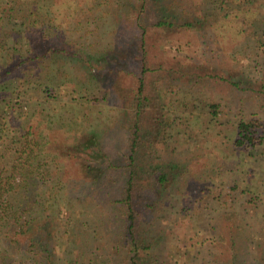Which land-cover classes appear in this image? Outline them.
Wrapping results in <instances>:
<instances>
[{
    "label": "trees",
    "instance_id": "trees-1",
    "mask_svg": "<svg viewBox=\"0 0 264 264\" xmlns=\"http://www.w3.org/2000/svg\"><path fill=\"white\" fill-rule=\"evenodd\" d=\"M69 1L76 41L66 38V17L57 22L66 0H0V264H179L174 246L201 231L194 224L180 231V218L190 224L204 217L201 205H209L212 180L175 155L165 157L175 133L164 100L155 123L145 124L151 96L162 99L161 35L175 30L182 46L189 37L223 30L230 52L247 54L249 65L256 60L259 66L262 57L264 65V0ZM104 6L114 11L98 38L105 47L87 46L83 28L90 16L81 21L79 11ZM75 64L100 90L96 101H107V91L118 97L120 75H132V108L108 142L95 122L66 134L68 118L55 103L66 93V81L78 75ZM223 68L200 77L257 93L255 107L263 109L264 66L254 83ZM209 107L217 117L222 103L214 99ZM252 113L238 120L231 146L258 157L264 154V115ZM231 189L244 192L237 183ZM223 197L220 191L216 198ZM219 217L212 227L219 254L246 249L253 239L246 218L235 210ZM187 255L183 264H194L195 252ZM227 259L224 264H238L239 251Z\"/></svg>",
    "mask_w": 264,
    "mask_h": 264
},
{
    "label": "rangeland",
    "instance_id": "rangeland-1",
    "mask_svg": "<svg viewBox=\"0 0 264 264\" xmlns=\"http://www.w3.org/2000/svg\"><path fill=\"white\" fill-rule=\"evenodd\" d=\"M68 1L66 0V14L58 12L56 17L59 23H62L66 17V38L68 41H76L78 35L73 33L74 18L71 17L72 10L68 6ZM108 9L106 6L97 12L84 9L86 14L79 11L82 16L81 21H87L86 17L90 16L86 29L83 28L90 36L86 37L87 46L105 47L98 38L110 28L111 15L114 11L107 12ZM99 15H102L101 19L98 18ZM228 22L227 20L226 23ZM175 32V30H167L161 35L156 52L159 53L157 62H162L164 66V70L161 71L163 73L162 99L156 102V98L151 96L152 102L146 106L145 124L155 123L154 118L159 111V102L164 100L166 113H170L174 119L173 132L175 133L173 140L169 141L170 145H167L169 149L166 148L165 157L168 159L175 155L178 160L195 166L204 180L207 178L212 180L208 185L211 187L208 196L209 205H201L205 209V212L201 213L204 217L202 215V218L195 217L191 219L190 224H185L188 221L187 218H180V223L183 224L180 226V231L184 232L186 226L189 227L191 224L198 225V230L201 231L193 238L190 237L191 235H186L185 242L177 243L176 247L174 246V250H177L175 257L179 260V264H183V261L188 259L187 254L195 252L196 262L192 259L190 261L194 264H203L207 261L208 263L211 261L212 264H224L229 262L227 258H232L239 251L238 264H264V154L252 157L235 152L231 146L238 120L241 117L254 116L252 112L256 110L260 115H264V108L255 107V102L259 98L257 93L233 90L226 84L200 77L205 72L224 70L223 66H226L228 70L231 67L234 72H240V78L254 83V80L262 75L260 69L264 66L263 58H260L259 66L255 65L256 60L254 65H249L252 60L247 54L240 55L239 51L230 52L229 36L223 35V30L211 31L212 33H208L204 38H198L199 40L197 36L195 40L189 37L184 40L182 46L175 41L177 35ZM249 54L256 59L259 58L255 52ZM76 70L78 75L73 80L66 81V93L60 97L61 102L55 103V106L68 118L66 134L68 129L73 128L72 131H79L80 126L95 122L96 129L103 137L100 139L108 142L118 127L125 126L126 122H122L121 118L126 116L125 118L128 119L127 110L132 108V75L126 73L120 75L116 89L118 97L112 96L107 91L105 93L108 95L107 101L103 99L96 101L93 100L94 96L96 94L100 96V90L86 79L83 66L78 65ZM78 76H80L78 79L81 80L80 84L76 80ZM246 84L248 83H243L242 86ZM86 87L88 89H85ZM214 99L222 103L221 112L217 117L213 115L209 107L210 101ZM71 118L76 123L67 125L70 124L68 120ZM118 146L121 148V145ZM113 149L116 151L115 148ZM236 183L241 190L244 189V192L236 193L234 189H231ZM220 185H224V189L220 188ZM199 188L201 186L193 189L196 191L194 195L196 198L200 196ZM220 191H223L224 197L217 199ZM196 204L200 205V202ZM227 210L238 211L242 217L246 218L250 236L253 239L250 240L246 249L237 248L226 253L224 257L214 246L212 227L220 221L219 214ZM193 243L196 245L187 247L188 244Z\"/></svg>",
    "mask_w": 264,
    "mask_h": 264
}]
</instances>
